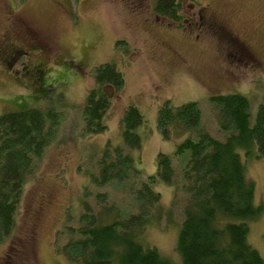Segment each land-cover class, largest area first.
Masks as SVG:
<instances>
[{
  "label": "rangeland",
  "instance_id": "1",
  "mask_svg": "<svg viewBox=\"0 0 264 264\" xmlns=\"http://www.w3.org/2000/svg\"><path fill=\"white\" fill-rule=\"evenodd\" d=\"M152 2L0 0V113L40 107L54 121L23 184L13 230L0 243V264H77L61 247L83 199L95 211L110 206L125 217L136 211L130 185L155 174L159 152L171 154L195 137L181 127L163 137L157 113L166 102H197L199 126L220 140L229 132L216 122L212 95H245L251 116L264 105V0H180L177 22L154 13ZM105 62L122 73L123 87L104 115L106 128L86 133L82 109L95 86L94 69ZM129 105L143 118L136 128L140 147L130 151L141 174L95 185L91 173L103 148L128 151L121 119ZM239 153L253 202L262 207L248 222L247 238L264 264V157L256 148ZM155 189L163 209L137 237L182 264L175 245L187 195L160 181Z\"/></svg>",
  "mask_w": 264,
  "mask_h": 264
},
{
  "label": "trees",
  "instance_id": "2",
  "mask_svg": "<svg viewBox=\"0 0 264 264\" xmlns=\"http://www.w3.org/2000/svg\"><path fill=\"white\" fill-rule=\"evenodd\" d=\"M180 0H153L157 15L180 20ZM95 86L89 89L82 109L83 131L100 133L106 128L104 115L123 87V75L109 62L94 69ZM120 90V91H119ZM220 129L228 130L220 140L200 125L201 109L195 101L176 107L164 104L157 113V126L165 139L173 127L191 130L171 154L159 152L155 174L132 183L128 195L136 200L137 210L124 216L123 211L101 206L96 211L83 199V210L71 236L61 250L77 264H177L162 256L156 247L138 239L139 230L160 213V194L156 182L178 186L187 195L183 218L178 225L176 251L182 264H263L259 252L248 242V222L259 216L262 207L253 202L254 186L245 174L240 151L257 149L264 157V105L254 116L248 98L239 93L210 97ZM213 107V108H214ZM48 118V120H47ZM121 121L125 148H103L97 160L93 184L122 182L140 175L131 150L139 149L136 128L143 122L134 105L126 107ZM53 119L40 107L0 113V243L9 236L25 179L33 160L48 142ZM123 152V153H122ZM176 159V164L172 163ZM126 182V183H127ZM100 198L99 196H97ZM156 218V217H155Z\"/></svg>",
  "mask_w": 264,
  "mask_h": 264
}]
</instances>
